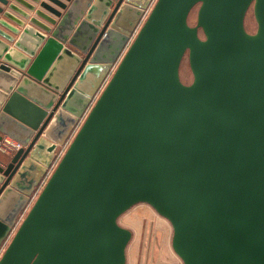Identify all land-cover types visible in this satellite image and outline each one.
<instances>
[{
    "label": "water",
    "instance_id": "obj_1",
    "mask_svg": "<svg viewBox=\"0 0 264 264\" xmlns=\"http://www.w3.org/2000/svg\"><path fill=\"white\" fill-rule=\"evenodd\" d=\"M5 136L0 250L46 182L0 264H126L140 203L184 264H264V0H0Z\"/></svg>",
    "mask_w": 264,
    "mask_h": 264
},
{
    "label": "rangeland",
    "instance_id": "obj_2",
    "mask_svg": "<svg viewBox=\"0 0 264 264\" xmlns=\"http://www.w3.org/2000/svg\"><path fill=\"white\" fill-rule=\"evenodd\" d=\"M197 11L196 7L190 15L191 25L196 24ZM245 25L251 33L257 29L253 7L247 13ZM181 78L187 84L193 80L187 55L181 65ZM120 224L133 232L127 248L126 264H184L172 248L171 223L151 205L147 203L135 205L120 217Z\"/></svg>",
    "mask_w": 264,
    "mask_h": 264
},
{
    "label": "built area",
    "instance_id": "obj_3",
    "mask_svg": "<svg viewBox=\"0 0 264 264\" xmlns=\"http://www.w3.org/2000/svg\"><path fill=\"white\" fill-rule=\"evenodd\" d=\"M69 145V142H67L64 146H61L57 153H56V159L49 171V173H51L53 171V169L55 168V166L57 165L58 161L61 159V157L64 155L67 147ZM21 147V144L19 142H15L12 140H9L7 138H4L2 140H0V151L5 152V153H12L14 151H16L17 149H19ZM46 182V179L42 181V183L36 188L35 192L32 194L31 196V201H30V205L21 213V215L19 216L18 220H17V224L15 225L11 235L8 237V239L5 240V242L3 243L1 250H0V254L5 250V248L7 247L9 240L11 238V236L13 235V233L15 232V230L17 229V227L19 226V224L23 221V219L25 218L31 204L36 200V198L38 197L39 193L41 192L44 184Z\"/></svg>",
    "mask_w": 264,
    "mask_h": 264
},
{
    "label": "crops",
    "instance_id": "obj_4",
    "mask_svg": "<svg viewBox=\"0 0 264 264\" xmlns=\"http://www.w3.org/2000/svg\"><path fill=\"white\" fill-rule=\"evenodd\" d=\"M61 68V67H60ZM60 68H58V71L60 70ZM5 138H7V139H9V140H12V141H15V142H18V141H16L15 139H13V138H11V137H9V136H5Z\"/></svg>",
    "mask_w": 264,
    "mask_h": 264
}]
</instances>
